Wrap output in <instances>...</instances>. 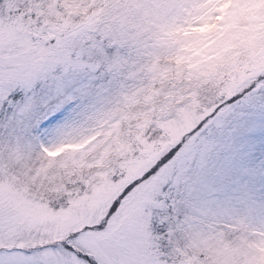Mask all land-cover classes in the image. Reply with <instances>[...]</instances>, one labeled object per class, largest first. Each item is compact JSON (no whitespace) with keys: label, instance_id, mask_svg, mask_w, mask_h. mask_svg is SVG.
Wrapping results in <instances>:
<instances>
[{"label":"rangeland","instance_id":"rangeland-1","mask_svg":"<svg viewBox=\"0 0 264 264\" xmlns=\"http://www.w3.org/2000/svg\"><path fill=\"white\" fill-rule=\"evenodd\" d=\"M0 264H264V0H0Z\"/></svg>","mask_w":264,"mask_h":264},{"label":"trees","instance_id":"trees-1","mask_svg":"<svg viewBox=\"0 0 264 264\" xmlns=\"http://www.w3.org/2000/svg\"><path fill=\"white\" fill-rule=\"evenodd\" d=\"M129 191V190H128ZM127 192V191H126Z\"/></svg>","mask_w":264,"mask_h":264}]
</instances>
